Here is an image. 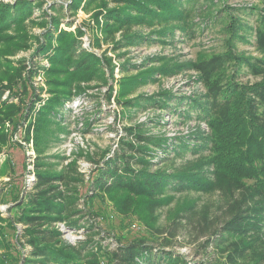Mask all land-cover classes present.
I'll return each instance as SVG.
<instances>
[{
  "label": "rangeland",
  "instance_id": "374dc122",
  "mask_svg": "<svg viewBox=\"0 0 264 264\" xmlns=\"http://www.w3.org/2000/svg\"><path fill=\"white\" fill-rule=\"evenodd\" d=\"M89 3L0 0V98L8 105L0 106V259L4 264H9L7 258L19 256L8 221L10 210L31 191L36 170L60 173L72 168L84 200L90 195V177L98 164L115 151L125 127L138 125L145 134L165 142L164 149H152L153 163L173 157L179 143L208 149L204 157L211 154L212 159L215 131L230 128L212 131L188 107L206 96L197 64L227 51L264 60L254 45V28L257 17L264 16V0H195L190 23L172 18L146 26L112 23L111 32L106 14L120 7L110 0ZM2 10L9 14L4 17ZM186 24H195L194 35L180 29ZM233 28L239 36L234 37ZM84 53L85 60L90 59L89 71L81 66ZM221 76L227 83L242 86L262 81L246 69L239 75L232 65ZM187 111L194 112L193 117L183 115ZM40 155L43 158L38 161ZM191 156L190 151L186 153V158ZM37 163L41 165L36 167ZM120 199L117 194L97 192L88 201L87 209L104 216L96 221L101 231L122 243L139 238L150 244L159 242L151 233L155 225L148 220L144 199L125 213L120 212ZM195 202L199 208L209 204L215 210L221 196L173 197L155 221L165 225L182 206ZM87 222L83 220L81 226ZM17 228L21 233L22 226ZM58 228L63 243L76 245L87 238L82 229L69 230L63 224ZM108 234L103 244L114 249L116 244ZM178 241L172 251L187 261L218 258L217 253L211 255V249L205 253L200 248L204 238L184 235ZM248 246L250 251L238 264H264L260 246L252 242Z\"/></svg>",
  "mask_w": 264,
  "mask_h": 264
},
{
  "label": "trees",
  "instance_id": "16d2710c",
  "mask_svg": "<svg viewBox=\"0 0 264 264\" xmlns=\"http://www.w3.org/2000/svg\"><path fill=\"white\" fill-rule=\"evenodd\" d=\"M99 1L90 0L89 4ZM110 1L120 8L106 14L109 32L113 30L112 23L129 27L139 22L138 26H146L147 22L160 24L171 18L190 23L195 0ZM2 12L4 17L9 14ZM195 28V24H186L180 29L194 35ZM231 31L234 37L239 36V31L234 28ZM235 39L239 41V37ZM254 45L264 54V16L256 19ZM80 55L82 68L89 71L90 59L85 60L86 53ZM228 65L239 71V75L246 69L262 81L252 86L227 83L221 74ZM196 70L206 96L190 102L188 107L195 110L196 119L206 122L212 131L222 128L231 131H215L210 148L214 157L210 159L211 154L204 157L208 149L179 143L173 148V157L164 156L153 163L152 149H164L165 142L145 134L138 125L125 127V136L119 140L115 151L98 164L90 177V195L86 194L84 200L72 168L60 173L36 170L31 191L20 197L10 210L8 221L19 256L7 258L9 264H238L250 251V242L259 245L264 254V60L241 58L234 51H227L200 61ZM130 105L134 108L132 103ZM0 106L8 105L0 98ZM194 112L187 111L183 115L191 118ZM124 117L121 116V120ZM189 151L190 159L186 158ZM42 158L40 155L36 159L41 161ZM97 192L117 194L121 198L118 202L121 213L132 208L138 199H144L148 220L155 225L151 226V233L159 242L150 244L145 238H139L122 243L112 234L101 231L96 221L103 220L104 216L86 208ZM190 193L203 196L216 193L221 196V204L215 210L209 204L199 208L198 202L184 205L167 224L159 226L155 221L159 211L166 208L173 197ZM85 219L87 224L81 226ZM59 224L69 230L82 229L86 240L76 245L63 243ZM18 225L22 226L21 233ZM107 234L116 244L114 249H107L109 246L103 244ZM184 235L195 236L197 240L204 238L200 248L205 253L211 249V255L217 253L218 258L187 261L186 257L172 251L173 245ZM4 263L0 259V264Z\"/></svg>",
  "mask_w": 264,
  "mask_h": 264
}]
</instances>
